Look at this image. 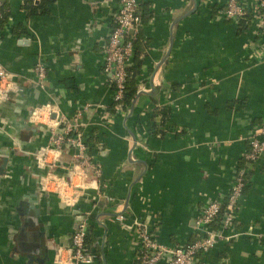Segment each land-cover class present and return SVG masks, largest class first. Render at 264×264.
Listing matches in <instances>:
<instances>
[{
	"label": "crops",
	"instance_id": "0c3cea01",
	"mask_svg": "<svg viewBox=\"0 0 264 264\" xmlns=\"http://www.w3.org/2000/svg\"><path fill=\"white\" fill-rule=\"evenodd\" d=\"M223 1L139 0L137 94L131 112L112 114L105 46L119 0H54L46 14L0 0V65L16 88L0 103V264H59L69 253L76 211L42 189L35 158L50 140L32 116L45 104L66 118L89 105L84 136L100 176L77 206L91 212V264H142L144 228L166 247L185 243L206 204L228 195L264 124V33L256 20L239 31L213 14ZM71 155L64 148L62 164ZM248 169L233 228L197 264H264V155Z\"/></svg>",
	"mask_w": 264,
	"mask_h": 264
},
{
	"label": "built area",
	"instance_id": "2783aa9c",
	"mask_svg": "<svg viewBox=\"0 0 264 264\" xmlns=\"http://www.w3.org/2000/svg\"><path fill=\"white\" fill-rule=\"evenodd\" d=\"M224 6L219 10L221 17L238 21L246 13H252V20H256L257 28L264 33V0H224ZM139 0H119V7L113 15V26L108 34L105 46V70L110 75L113 84V96L115 112H126L123 109V92L127 76L128 63L133 55L132 38L141 25L139 16ZM2 17L0 3V19ZM129 35L130 37H127ZM38 80L43 81L45 69L42 65H36ZM15 82L5 68L0 65V103L8 99L10 92L14 91ZM88 104L77 109L72 118L59 115L56 106L45 104L32 112L37 122L44 119L50 128L49 143L41 147L35 158L38 166L44 169L41 177V187L47 192L57 195L60 202L72 207L76 211L75 228L71 235L68 248V256L59 264H91L94 261L93 253L84 252V236L90 215L89 210H83L77 206L81 198L89 189V180L100 176L99 164L94 160L89 151V145L85 141V121L82 113L88 109ZM55 114L53 117L52 115ZM42 123V122H41ZM250 151L246 153V159L256 160L264 155V124L254 126L248 136ZM71 149V161L62 164V150ZM66 170V174H59L55 169ZM246 168H241L233 178L230 191L227 195V203L222 216H217L222 208L224 198L221 196L210 200L195 219V233L198 237L191 244H179L172 248L158 243L156 238L145 228L141 233L142 264H155L164 255L170 253L168 264H197L198 253L210 250L223 229L233 228L239 200L246 184L244 175ZM91 177V178H90ZM211 223H215L213 228ZM230 236H226L229 238Z\"/></svg>",
	"mask_w": 264,
	"mask_h": 264
},
{
	"label": "trees",
	"instance_id": "16d2710c",
	"mask_svg": "<svg viewBox=\"0 0 264 264\" xmlns=\"http://www.w3.org/2000/svg\"><path fill=\"white\" fill-rule=\"evenodd\" d=\"M54 0H24V7L25 9H27V11L29 13H39V14H46L49 11V5L53 2ZM224 5L223 4H214L212 6V11L213 14H216L217 12H219L220 9H222ZM139 16L141 19V23L145 21L144 18V13L142 12V10L139 9ZM252 13L248 12L245 14L244 17L240 18L237 21L238 24V30H244L247 29L249 27V23L252 19ZM231 20V19H229ZM139 29V28H138ZM138 30L136 32V34L134 35V37L132 38V44L133 46H135V53H134V58H133V63L131 65H128L126 67L127 69V76H126V80H125V87H124V92H123V109L125 111L129 110V105L132 102V100L135 98L136 94H137V80H136V73L138 71V67L140 66V59H139V54L140 51H138V47H137V41H138ZM127 37H130L129 35H127ZM131 38V37H130ZM112 88H113V84L111 83ZM114 102L112 101L111 105L109 106V110L111 111V113H115V109H114ZM162 114L165 116L166 112L164 109L161 110ZM259 124V123H258ZM256 125V123H255ZM247 143H248V149L246 151L249 152L250 151V145L247 139ZM246 153L244 156H242V158L240 159V163L238 164L237 167V172L241 169V168H246L247 172L244 175V179L245 182H247V178H248V166L250 163H252L254 160H248L246 159ZM236 172V173H237ZM246 185V184H245ZM245 188H243L244 190ZM242 190V193H243ZM227 196L224 197V202L222 205V208L217 216V219L220 218V216H222V213L224 212L225 208H226V201H227ZM235 222V221H234ZM211 226L213 228L216 227L215 223H211ZM198 237V234L193 232V234L190 236V238L185 242V244H191L192 242H194V240ZM71 239V238H70ZM95 243V237L93 234V226L90 224L87 225V229H86V234L84 236V252L85 253H93L94 254V259L99 260L100 259V254H99V250L97 248L96 245H94ZM138 256L142 255V252L139 251ZM201 254L203 253H198L197 256H201Z\"/></svg>",
	"mask_w": 264,
	"mask_h": 264
},
{
	"label": "water",
	"instance_id": "95a60500",
	"mask_svg": "<svg viewBox=\"0 0 264 264\" xmlns=\"http://www.w3.org/2000/svg\"><path fill=\"white\" fill-rule=\"evenodd\" d=\"M134 101H135V100L132 101L128 113L132 111V107H133V103H134ZM31 261H32L31 258H29V264H31Z\"/></svg>",
	"mask_w": 264,
	"mask_h": 264
}]
</instances>
